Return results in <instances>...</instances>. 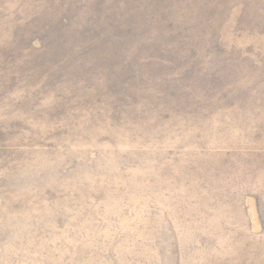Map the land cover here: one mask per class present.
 I'll return each instance as SVG.
<instances>
[{
	"label": "rangeland",
	"instance_id": "obj_1",
	"mask_svg": "<svg viewBox=\"0 0 264 264\" xmlns=\"http://www.w3.org/2000/svg\"><path fill=\"white\" fill-rule=\"evenodd\" d=\"M81 1L0 0V264H264V0H186L217 45L136 50L117 116L45 79Z\"/></svg>",
	"mask_w": 264,
	"mask_h": 264
},
{
	"label": "trees",
	"instance_id": "obj_2",
	"mask_svg": "<svg viewBox=\"0 0 264 264\" xmlns=\"http://www.w3.org/2000/svg\"><path fill=\"white\" fill-rule=\"evenodd\" d=\"M182 1L184 4L179 6ZM188 2L83 0L67 18L62 13L56 16L53 11L58 20L56 30L49 26L41 29L45 36L36 39L44 43L42 47L50 43L49 48L53 46L59 52L58 59L46 63L45 79L54 88L68 90L81 103H90L116 116L128 113L132 107L124 106L121 98L136 79L124 67L143 60L135 55L136 50L143 47L142 52L162 59L153 53L159 54L160 49V53H165L188 43V47L197 49L210 47L212 42L217 45L214 34L203 37L202 31L194 33L191 25L182 24L181 13ZM190 19L195 21L196 16ZM32 34L36 38L34 31Z\"/></svg>",
	"mask_w": 264,
	"mask_h": 264
}]
</instances>
